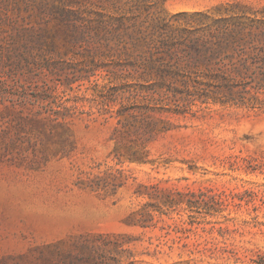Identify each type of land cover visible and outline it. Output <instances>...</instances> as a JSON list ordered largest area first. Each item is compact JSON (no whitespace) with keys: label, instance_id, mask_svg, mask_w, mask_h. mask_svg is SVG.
Wrapping results in <instances>:
<instances>
[{"label":"rangeland","instance_id":"374dc122","mask_svg":"<svg viewBox=\"0 0 264 264\" xmlns=\"http://www.w3.org/2000/svg\"><path fill=\"white\" fill-rule=\"evenodd\" d=\"M14 3L0 0V264H32L43 245L88 233L136 239L123 264H264V109L194 101L144 118L139 83L113 75L97 44L58 35V51L41 53L20 40L34 22ZM163 8L264 16V0ZM150 121L151 136L134 134ZM141 210L146 228L131 224Z\"/></svg>","mask_w":264,"mask_h":264},{"label":"trees","instance_id":"16d2710c","mask_svg":"<svg viewBox=\"0 0 264 264\" xmlns=\"http://www.w3.org/2000/svg\"><path fill=\"white\" fill-rule=\"evenodd\" d=\"M165 1L15 0L13 5L34 22L18 27L20 40L41 53L58 51V35L71 48L89 40L97 44V56L109 61L113 75L139 83L137 93L147 100L139 111L144 118L154 112L183 114L194 101L264 109V16L183 12L168 17ZM152 8L159 16L148 17ZM155 96L173 102V108L151 107L148 101ZM150 123L134 134L151 136L156 122ZM151 220L141 210L131 224L146 228ZM134 240L128 234H83L68 244L43 245L32 264H123L125 254L132 256L125 246Z\"/></svg>","mask_w":264,"mask_h":264}]
</instances>
